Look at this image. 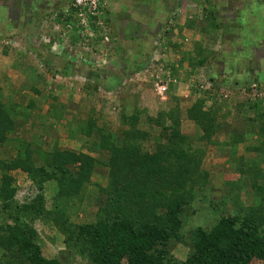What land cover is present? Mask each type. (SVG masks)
Masks as SVG:
<instances>
[{
	"label": "rangeland",
	"instance_id": "rangeland-1",
	"mask_svg": "<svg viewBox=\"0 0 264 264\" xmlns=\"http://www.w3.org/2000/svg\"><path fill=\"white\" fill-rule=\"evenodd\" d=\"M67 3L70 0H0V103L33 134L22 136L14 129L7 133L0 160L24 153L26 144L35 168L56 152L94 159L97 164L82 199L63 205L71 223L91 224L105 202L101 190L111 156L100 143L121 147L128 127L122 116L138 111L137 129L150 136L143 148L153 152L160 130L149 125L147 117L177 112L180 137L186 141L183 163L207 175L205 191L195 193L190 205L186 238L173 245L174 259L182 262L190 248L187 236L215 221L208 202H224L223 216L239 212L233 202L247 209L260 203L250 178L239 169H251L249 177L257 172L264 176V137L254 121L258 110L249 109L261 105L258 112L264 114V0H97L98 23L105 27L99 33L87 25L89 15L83 19L86 27L79 19L72 25L56 22L55 14L65 13ZM156 42L164 43L167 54L153 56ZM203 58L207 62L202 69L192 70ZM162 65L170 73L160 79L168 77L175 84L160 97L154 77ZM134 66L142 68L139 74H130ZM201 85L205 88L200 91ZM28 93L40 98L39 107L25 110L19 105L28 100L18 96L29 99ZM198 99L203 112L218 113L219 131L209 140H202V132L187 117ZM9 176L19 205L39 195L20 170ZM40 195L51 210L54 185L46 184ZM33 228L45 259L64 251L63 236L53 224L36 221ZM73 264L84 262L74 258Z\"/></svg>",
	"mask_w": 264,
	"mask_h": 264
},
{
	"label": "trees",
	"instance_id": "trees-1",
	"mask_svg": "<svg viewBox=\"0 0 264 264\" xmlns=\"http://www.w3.org/2000/svg\"><path fill=\"white\" fill-rule=\"evenodd\" d=\"M75 1L70 0L65 13H56L54 20L72 25L79 19L80 26L86 27L78 13H87L75 7ZM99 10L100 7L95 15H89L87 24L97 33L105 30L104 24L98 23ZM206 62V58L198 59L192 70L203 67ZM134 67L130 74L142 70ZM213 84L218 86L214 81ZM171 85L174 84L168 85V91ZM199 100L187 110V117L202 132V140H209L219 131L218 113L214 109L203 112V102ZM254 107L261 111V105H249V109ZM258 111L254 121L258 122L260 137H264V114ZM139 117L138 111H132L129 117L122 116L128 127L122 133L121 147L114 146V142L100 143V149L111 156L105 166L107 183L101 190L105 202L91 224L71 223L63 205L82 199L97 164L94 159L82 154L56 152L44 156L42 166L35 168L31 146L26 144L24 153L17 151L12 160H0V264H73L74 258L84 264H250L254 260L264 261V176L257 172L249 177L251 169L243 166L239 169L240 175L250 178L260 203L247 209L233 202L239 212L223 216L224 202H208L215 215L214 223L207 229H194L187 236L190 248L186 259L182 262L174 259L173 245L186 238L184 230L190 205L195 193L205 191L207 175L199 171L198 166L191 168L183 163L185 157L181 147L186 141L180 137L177 112H159L155 118L147 117V123L160 130L153 152L143 148L150 136L137 129ZM87 124L93 125L90 121ZM13 129L12 114L0 103V147L6 143V134ZM16 170L26 174L32 189L39 193L28 204L19 205L13 200L15 190L9 173ZM48 183L54 185L51 210L46 209L45 199L40 195ZM36 221L53 224L62 234L64 251L57 258L43 257L39 235L33 228Z\"/></svg>",
	"mask_w": 264,
	"mask_h": 264
},
{
	"label": "built area",
	"instance_id": "built-area-1",
	"mask_svg": "<svg viewBox=\"0 0 264 264\" xmlns=\"http://www.w3.org/2000/svg\"><path fill=\"white\" fill-rule=\"evenodd\" d=\"M97 0H76L75 1V7H81L82 9H85V12L87 13L85 15L84 11H81L78 13V17L83 21L85 19V16L88 18V15H95L97 10ZM86 24L84 23V26ZM104 41L108 42V38H105ZM168 73L165 72L163 69H159L158 73H156L154 77L155 82V91L158 96L162 97L165 95V93L168 91V85L170 83L175 84V80H171L170 78H165L164 80L160 79V76L167 75ZM203 84V83H202ZM204 86L201 85L199 90H204ZM253 91H256V88H251ZM184 98H187L185 96Z\"/></svg>",
	"mask_w": 264,
	"mask_h": 264
},
{
	"label": "crops",
	"instance_id": "crops-1",
	"mask_svg": "<svg viewBox=\"0 0 264 264\" xmlns=\"http://www.w3.org/2000/svg\"><path fill=\"white\" fill-rule=\"evenodd\" d=\"M183 31H186V29H183ZM31 86L34 87V85H31ZM19 88H20V85H19ZM22 90L23 89L20 88L17 91H18V93H20ZM35 90H37V89H35ZM2 94H3V91L0 90V95L2 96ZM28 94H30V96H31V97H29V99H27L23 95L22 96H18L19 99L24 98V99L28 100L27 103H24L23 105H21V103H19V105L25 110L28 109V108L34 109L36 107H39L40 106V104H39L40 103V98H38L35 94L34 95L31 94V93H28ZM3 96L5 97V95H3ZM10 97H11V95H10ZM12 119L14 120V130L16 132H18L22 136H25L26 134H29V133H30V135H33L31 132H26L27 131V127H26L25 123L21 119H19L16 116H12Z\"/></svg>",
	"mask_w": 264,
	"mask_h": 264
},
{
	"label": "clouds",
	"instance_id": "clouds-1",
	"mask_svg": "<svg viewBox=\"0 0 264 264\" xmlns=\"http://www.w3.org/2000/svg\"><path fill=\"white\" fill-rule=\"evenodd\" d=\"M183 37L186 39L187 37L185 36V35H183ZM109 40V39H108ZM188 40L186 39L185 40V42H187ZM163 45H164V43H159V42H156L155 43V45H154V52H153V56H157V55H161V52H164L165 54H167V48L165 47H163ZM162 57H163V55H162ZM163 64H166V63H163ZM166 66L167 65H162L161 66V68H159V69H163L164 71H166V72H169L168 70H166ZM152 69V67H151V65L149 66V67H147V71L149 72V70H151ZM202 69V68H201ZM200 68L198 69V71L197 72H199L200 70H201ZM170 73V72H169ZM137 74H139V73H137ZM199 74V73H198ZM198 74L197 75H195V76H198Z\"/></svg>",
	"mask_w": 264,
	"mask_h": 264
}]
</instances>
